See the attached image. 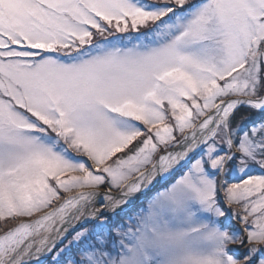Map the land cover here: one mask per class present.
Instances as JSON below:
<instances>
[{
	"label": "snow or ice",
	"instance_id": "1",
	"mask_svg": "<svg viewBox=\"0 0 264 264\" xmlns=\"http://www.w3.org/2000/svg\"><path fill=\"white\" fill-rule=\"evenodd\" d=\"M0 264H264V0H0Z\"/></svg>",
	"mask_w": 264,
	"mask_h": 264
}]
</instances>
